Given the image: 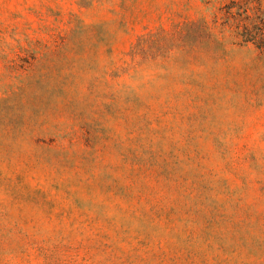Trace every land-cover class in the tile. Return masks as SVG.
Listing matches in <instances>:
<instances>
[{
  "label": "rangeland",
  "instance_id": "rangeland-1",
  "mask_svg": "<svg viewBox=\"0 0 264 264\" xmlns=\"http://www.w3.org/2000/svg\"><path fill=\"white\" fill-rule=\"evenodd\" d=\"M0 264H264V0H0Z\"/></svg>",
  "mask_w": 264,
  "mask_h": 264
}]
</instances>
